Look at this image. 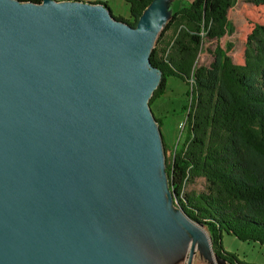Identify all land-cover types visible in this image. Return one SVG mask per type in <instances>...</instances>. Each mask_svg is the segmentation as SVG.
I'll list each match as a JSON object with an SVG mask.
<instances>
[{
  "label": "rangeland",
  "instance_id": "obj_1",
  "mask_svg": "<svg viewBox=\"0 0 264 264\" xmlns=\"http://www.w3.org/2000/svg\"><path fill=\"white\" fill-rule=\"evenodd\" d=\"M72 1L100 3L114 19L129 18L123 0ZM155 1L140 23L154 16L160 29L183 0ZM248 1L237 0L228 11L237 32L220 41L222 46L232 43L233 60L240 50V31L246 27L243 12L250 6ZM215 44L205 41L198 66L210 64L207 51ZM145 52L143 48L139 61L145 88L155 85V89L157 74L146 68ZM0 83L31 133L30 165L52 207L48 219L56 227L108 256L113 264H226L213 255L205 228L189 222L175 204L168 205L162 168L170 152L163 150L162 155L156 150V131L143 111L151 92L145 98L134 95L127 104L133 112L132 140L129 123L123 131L114 120L109 89L86 78L62 77L60 70L35 56L8 53L0 58ZM187 93L184 84L169 78L163 94L150 105L167 149L186 136L182 111ZM187 190L202 191L203 181ZM220 246L241 263L264 264V245L223 233Z\"/></svg>",
  "mask_w": 264,
  "mask_h": 264
},
{
  "label": "trees",
  "instance_id": "obj_2",
  "mask_svg": "<svg viewBox=\"0 0 264 264\" xmlns=\"http://www.w3.org/2000/svg\"><path fill=\"white\" fill-rule=\"evenodd\" d=\"M123 1L129 18L118 21L134 28L155 0ZM236 2H184L162 25L148 54L151 68L160 73L149 107L169 78L188 88L182 111L186 136L171 149L163 145L170 152L162 173L171 203L189 222L205 228L213 255L226 264L244 263L222 250L223 233L264 245V0L248 1L233 60L232 43L220 41L237 32L228 20ZM205 41L216 43L207 51L212 61L198 66ZM197 180L203 190H187Z\"/></svg>",
  "mask_w": 264,
  "mask_h": 264
},
{
  "label": "water",
  "instance_id": "obj_3",
  "mask_svg": "<svg viewBox=\"0 0 264 264\" xmlns=\"http://www.w3.org/2000/svg\"><path fill=\"white\" fill-rule=\"evenodd\" d=\"M140 21L133 28L114 19L101 4L0 0V58L8 53L32 55L60 70L62 77L86 78L109 89L117 128L124 131L128 122L133 140V112L127 104L134 95L152 94L160 77L148 61L159 23L154 16ZM143 48L146 68L157 74L155 89V85L145 88L147 80L139 62ZM2 87L0 83V264H113L48 219L52 207L30 165L31 133ZM143 111L156 131V150L163 155L162 137L148 102ZM162 185L169 205L172 197L165 176Z\"/></svg>",
  "mask_w": 264,
  "mask_h": 264
},
{
  "label": "crops",
  "instance_id": "obj_4",
  "mask_svg": "<svg viewBox=\"0 0 264 264\" xmlns=\"http://www.w3.org/2000/svg\"><path fill=\"white\" fill-rule=\"evenodd\" d=\"M68 1H72V0H68ZM193 0H183L182 1V3H180L178 6H176L175 8H174V10L173 11H175L176 9H178L180 6H182L183 5V3L185 2V3H190V2H192ZM57 2H60V1H57ZM86 3H88V2H86ZM155 3H156V1H154L146 10H145V12L143 13V15L145 14V13H147V12H149V10H151V8L155 5ZM93 4H98V3H93ZM172 14V13H171ZM168 20V19H167ZM167 20H164V23L167 21Z\"/></svg>",
  "mask_w": 264,
  "mask_h": 264
},
{
  "label": "bare ground",
  "instance_id": "obj_5",
  "mask_svg": "<svg viewBox=\"0 0 264 264\" xmlns=\"http://www.w3.org/2000/svg\"><path fill=\"white\" fill-rule=\"evenodd\" d=\"M130 119V118H129ZM85 187V186H84ZM193 242V240L191 241V243Z\"/></svg>",
  "mask_w": 264,
  "mask_h": 264
}]
</instances>
